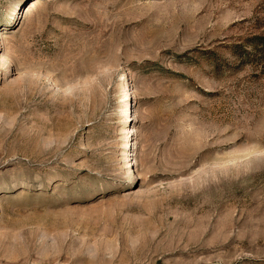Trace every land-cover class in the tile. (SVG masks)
<instances>
[{
    "label": "rangeland",
    "instance_id": "obj_1",
    "mask_svg": "<svg viewBox=\"0 0 264 264\" xmlns=\"http://www.w3.org/2000/svg\"><path fill=\"white\" fill-rule=\"evenodd\" d=\"M264 0H0V264H264Z\"/></svg>",
    "mask_w": 264,
    "mask_h": 264
},
{
    "label": "trees",
    "instance_id": "obj_2",
    "mask_svg": "<svg viewBox=\"0 0 264 264\" xmlns=\"http://www.w3.org/2000/svg\"><path fill=\"white\" fill-rule=\"evenodd\" d=\"M240 65L249 64L264 74V32L251 33L229 46Z\"/></svg>",
    "mask_w": 264,
    "mask_h": 264
}]
</instances>
